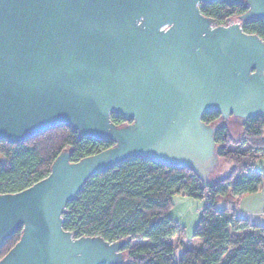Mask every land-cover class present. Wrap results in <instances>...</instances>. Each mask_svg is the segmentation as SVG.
Segmentation results:
<instances>
[{
	"label": "water",
	"instance_id": "obj_1",
	"mask_svg": "<svg viewBox=\"0 0 264 264\" xmlns=\"http://www.w3.org/2000/svg\"><path fill=\"white\" fill-rule=\"evenodd\" d=\"M212 2L246 12L215 26L200 12ZM261 19L264 0H0V141L65 125L112 143L75 162L64 149L45 178L0 194V247L21 231L0 264H122L125 239L74 238L62 215L93 175L131 158L208 184L219 123L264 119V41L240 26ZM212 112L220 122L205 124Z\"/></svg>",
	"mask_w": 264,
	"mask_h": 264
},
{
	"label": "trees",
	"instance_id": "obj_2",
	"mask_svg": "<svg viewBox=\"0 0 264 264\" xmlns=\"http://www.w3.org/2000/svg\"><path fill=\"white\" fill-rule=\"evenodd\" d=\"M200 12L215 26H227L246 8L212 2L200 5ZM240 26L244 33L264 41V19L241 22ZM110 121L116 126L125 124L114 114ZM202 121L218 124L219 114H204ZM240 131V137L232 139L225 123H219L214 135L219 146L217 155L230 168L208 184L191 170L141 158H131L93 175L76 200L66 205L63 230L74 238L99 236L108 242L125 239L122 264H264V227L249 224L230 208L264 184V176L253 172L257 159L264 157V119L247 120ZM111 146L109 141L79 139L65 125L16 144L0 141V194L20 192L45 178L64 149L75 162ZM174 195L205 202L187 243L184 229L168 217ZM20 234L16 231L0 247V259ZM171 237L183 245L178 257L167 241Z\"/></svg>",
	"mask_w": 264,
	"mask_h": 264
},
{
	"label": "rangeland",
	"instance_id": "obj_3",
	"mask_svg": "<svg viewBox=\"0 0 264 264\" xmlns=\"http://www.w3.org/2000/svg\"><path fill=\"white\" fill-rule=\"evenodd\" d=\"M224 122L227 128L230 130L232 139L239 138L241 134L240 126L234 124L231 119ZM229 168H230L229 165L220 161V165L218 169L214 171L212 178L214 179L223 176L228 171ZM253 172L256 174H262L264 176V157H260L259 159H257L254 165ZM254 196H257L255 197L257 198V201H254L253 204H247L246 202H243V205L241 206H244L246 204L249 205L247 207L249 208L252 205L251 207H253V209L260 207L259 198L264 196V184L258 191V194ZM171 202H172V207L168 211V217L173 221L177 222L180 225V227L184 229V243H187L192 238V232L200 217L201 211L203 209L204 201L190 199L183 195H174L171 199ZM256 202L258 207L255 206ZM167 241L171 243L172 246L175 248L176 257H178L182 252L183 245L179 243L175 239V237L168 238ZM133 244L134 243H132L130 246H132Z\"/></svg>",
	"mask_w": 264,
	"mask_h": 264
},
{
	"label": "crops",
	"instance_id": "obj_4",
	"mask_svg": "<svg viewBox=\"0 0 264 264\" xmlns=\"http://www.w3.org/2000/svg\"><path fill=\"white\" fill-rule=\"evenodd\" d=\"M258 194V192H256ZM252 194V195H246L240 199L239 202L234 203L230 206L232 210L234 211V214L237 217L243 218L248 221L249 224L255 225V226H263L264 227V196L259 198L260 202V207H258L257 202L255 203L258 208L253 209V207L247 208L249 205H243V202H246L247 204H253L254 201H257V194ZM205 204V202H204ZM204 207V205H203ZM221 207V206H220Z\"/></svg>",
	"mask_w": 264,
	"mask_h": 264
},
{
	"label": "flooded vegetation",
	"instance_id": "obj_5",
	"mask_svg": "<svg viewBox=\"0 0 264 264\" xmlns=\"http://www.w3.org/2000/svg\"><path fill=\"white\" fill-rule=\"evenodd\" d=\"M233 23V22H232Z\"/></svg>",
	"mask_w": 264,
	"mask_h": 264
}]
</instances>
